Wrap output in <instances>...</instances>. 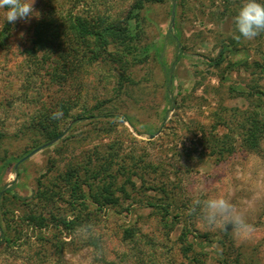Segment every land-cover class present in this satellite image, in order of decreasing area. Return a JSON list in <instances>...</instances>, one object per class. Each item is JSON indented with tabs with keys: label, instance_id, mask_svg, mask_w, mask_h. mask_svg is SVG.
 I'll use <instances>...</instances> for the list:
<instances>
[{
	"label": "rangeland",
	"instance_id": "obj_1",
	"mask_svg": "<svg viewBox=\"0 0 264 264\" xmlns=\"http://www.w3.org/2000/svg\"><path fill=\"white\" fill-rule=\"evenodd\" d=\"M133 2L35 0L37 15L0 36V189L10 188L0 196V264H264V137L254 150L241 142L247 112L264 120V32L233 38L243 0H176L173 14L171 0L146 3L126 45L59 40L67 65L41 58L56 46H31L36 21L99 13L123 24ZM6 23L0 12V30ZM58 110L46 121L59 138L44 145L36 122ZM95 170L116 174L128 196L74 205L73 187ZM197 194L228 198L254 231L206 225L189 211ZM74 217L71 229L59 223Z\"/></svg>",
	"mask_w": 264,
	"mask_h": 264
},
{
	"label": "trees",
	"instance_id": "obj_2",
	"mask_svg": "<svg viewBox=\"0 0 264 264\" xmlns=\"http://www.w3.org/2000/svg\"><path fill=\"white\" fill-rule=\"evenodd\" d=\"M164 0H134V2L128 7L126 13V20L122 24L120 22H114L113 20H108L106 16H102L99 13H95L91 16H82L78 14L68 13L63 18V24H58L57 21L52 20H39L33 24L31 46L37 49H42L46 44L50 43L52 46L62 39L68 38L69 43H75L76 41H82L88 43V39L94 37L98 44L102 47H107L110 44H127V42L132 38L131 30L129 28V20L135 17L136 13L140 11L146 3L162 2ZM171 13H175V3L176 0H171ZM259 2L264 3V0H259ZM64 25V27H61ZM12 26L10 23L4 24L2 30H0V36L6 38L7 35H10ZM2 40V38H0ZM0 40V41H1ZM231 45V46H230ZM71 47V45H70ZM235 49L234 42L231 44H226L219 52V58L222 59L224 52L233 51ZM55 50V51H54ZM181 50L179 44L176 43V51L174 56L173 65L181 57ZM52 58H59L64 61V65H67L66 60L68 56L66 52H61L58 50L57 46L53 48V51L42 52L41 58L46 59L49 56ZM46 57V58H45ZM52 58V59H53ZM219 59V60H220ZM65 71H67L65 69ZM171 72L168 74L167 82L172 83V67ZM52 114L41 113V119L39 122H36L38 130L46 134L47 140H52L55 137L60 135V131L57 128V125L53 127L50 120H47V117L51 118ZM246 121L248 125L244 124L246 127L244 133L241 136V142L243 147L248 150H254L259 146L260 141L264 137V120L261 119L260 113L256 111H249L246 114ZM83 117H77L75 120L82 119ZM245 122V120H244ZM89 179L91 181H85L80 186H74V193H78V197H75L72 203L75 205H86L85 201H90L97 206L98 209L105 206H114L119 203L120 195H123L124 198L128 196L127 190L124 183L118 185L115 178L116 174H101L99 170L91 171ZM116 176V177H115ZM128 181L129 178H128ZM4 193H9L10 188H4ZM4 189H0V196L3 193ZM12 197L16 199H21L16 193H11ZM77 200H80L78 202ZM80 203V204H77ZM151 207L159 209L162 214V219H168L169 216L168 210L162 205H157L154 203H149ZM30 219L36 221L37 223L43 224L44 218L41 216L30 215ZM60 224L64 228L71 229L75 225L76 217L67 219L62 218L59 220ZM165 224L167 223L164 221ZM184 230L180 233L179 239H182L184 235ZM228 234V232H226ZM206 237V236H205ZM6 241V237L3 233L0 234V244ZM188 251L189 247H185ZM240 254V252H238ZM234 263L239 264L234 258Z\"/></svg>",
	"mask_w": 264,
	"mask_h": 264
},
{
	"label": "clouds",
	"instance_id": "obj_3",
	"mask_svg": "<svg viewBox=\"0 0 264 264\" xmlns=\"http://www.w3.org/2000/svg\"><path fill=\"white\" fill-rule=\"evenodd\" d=\"M34 3L35 0H0V12L4 20L10 24H15L18 20L27 23L37 15L33 7ZM234 27L235 31L232 35L236 40H240L241 37L252 40L264 32V3L259 0H243L234 17ZM62 117L63 112L60 110L51 115L54 120ZM189 211L197 213L208 226H218L224 231L230 228L237 237L250 235L254 231L244 213L224 196H209L201 199L197 194L192 199Z\"/></svg>",
	"mask_w": 264,
	"mask_h": 264
},
{
	"label": "water",
	"instance_id": "obj_4",
	"mask_svg": "<svg viewBox=\"0 0 264 264\" xmlns=\"http://www.w3.org/2000/svg\"><path fill=\"white\" fill-rule=\"evenodd\" d=\"M58 138H59V136L55 137L54 139L50 140L49 142H47V143L44 144V145L51 144L52 142H54V141L57 140Z\"/></svg>",
	"mask_w": 264,
	"mask_h": 264
}]
</instances>
